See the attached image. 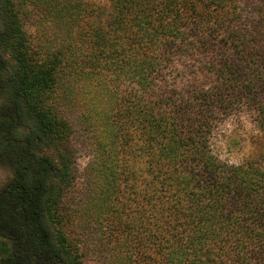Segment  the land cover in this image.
<instances>
[{"label": "trees", "instance_id": "1", "mask_svg": "<svg viewBox=\"0 0 264 264\" xmlns=\"http://www.w3.org/2000/svg\"><path fill=\"white\" fill-rule=\"evenodd\" d=\"M29 3L52 16L42 46L26 29ZM247 8L242 0H0V84L14 96L0 148L17 160L11 198L32 244L13 252L0 233L3 264L79 263L77 242L55 229L66 194L56 185L71 171L57 144L70 143L74 120L93 147L87 207L99 204L85 233L109 231L90 248L100 261L264 264V11ZM198 58L186 81L179 62ZM81 77L98 83V126L76 117L72 83ZM244 111L258 148L233 165L214 139ZM21 127L28 135L11 137Z\"/></svg>", "mask_w": 264, "mask_h": 264}, {"label": "rangeland", "instance_id": "2", "mask_svg": "<svg viewBox=\"0 0 264 264\" xmlns=\"http://www.w3.org/2000/svg\"><path fill=\"white\" fill-rule=\"evenodd\" d=\"M243 5L247 10L252 11L251 15L258 17L259 11H264V0H242ZM253 6L255 9H253ZM30 12L26 16V29L31 36L32 42L35 47L38 44L44 45L49 42L51 35L49 30L51 27L50 20L51 15H48L45 9H40L39 13H36L37 7L33 3H29ZM261 9V10H256ZM1 29V20H0ZM204 58H198L197 60L180 61L183 66L179 67V71L185 74V80L188 81L193 75L194 67L193 63H204ZM190 63V64H189ZM56 94V97H63L65 85ZM73 96L74 101L78 103L80 110L76 111V117L79 114L85 116H91L92 120L98 126L102 121V115H97L101 110L98 105V101L94 98L95 91L97 90V82L89 79L88 77L76 78L73 81ZM75 91V92H74ZM14 96L13 93L3 87L0 84V120L7 119L13 113ZM100 114V112L98 113ZM74 133L71 136L70 143L59 141V151H65L67 156L64 158L69 165L66 169L70 171V179L68 181L58 182L57 191L62 189L66 192L63 198L64 202L60 204L61 213L65 214L61 219L55 218V229H62L69 239L74 240L78 244L77 252H73L72 258L76 257L78 264H105L100 261L97 254L93 251L90 252V248L104 242L109 237V231L104 233L97 229L93 234L86 235L85 227L88 225L95 226L93 216L98 211V203L92 204V207L88 209L86 198H88L86 189L85 175L88 173V167H90L91 159L94 156L93 147L91 142L86 139L82 127V123L79 120H74ZM259 130L257 129L253 118L244 111L240 116L231 117L226 120L218 129L214 139V151L225 162L233 165H239L245 162L248 158L254 156L258 148ZM29 133L28 127H21L12 130L11 137L23 140ZM51 147L45 148V154H53L54 151ZM17 160L13 154H4L0 148V233L2 234L1 240H9L12 243L10 249L13 252L20 251L26 252L31 248V240L26 238V230L22 227V215L19 213L20 207L16 205L17 200L11 198V193L14 191V183L16 182L15 168ZM95 166V165H94ZM65 169V167H64ZM73 183V188L68 190V183ZM88 182V181H87ZM68 191V192H67ZM98 191V190H97ZM96 191V192H97ZM94 197V196H93ZM92 197V198H93ZM96 200V199H95ZM82 202V205L80 204ZM16 205V206H15ZM81 205V206H80ZM63 217V218H62ZM100 221L108 225V221L103 216ZM59 223V225L57 224ZM110 224V221H109ZM110 228V227H109ZM33 241V240H32ZM14 242V243H13ZM78 256H75V255ZM19 261H28L25 258V254L19 256ZM38 261V260H36ZM0 264L2 260H0Z\"/></svg>", "mask_w": 264, "mask_h": 264}]
</instances>
